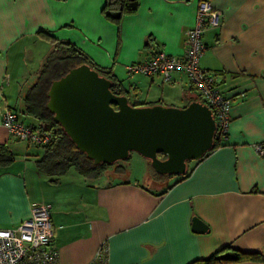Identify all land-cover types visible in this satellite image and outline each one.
<instances>
[{
  "label": "crops",
  "instance_id": "obj_1",
  "mask_svg": "<svg viewBox=\"0 0 264 264\" xmlns=\"http://www.w3.org/2000/svg\"><path fill=\"white\" fill-rule=\"evenodd\" d=\"M103 1L0 0V143L15 153L9 166H0V228L15 226L33 202L48 204L59 264H187L227 244L262 252L264 154L255 144H264V0H209L220 11L219 23L203 31L199 63L231 99L230 123L222 144L191 161L179 181L174 175L145 185L148 162L137 152L133 163L121 162L124 177H114L113 167L95 179L70 168L52 181L35 166L41 147L19 143L1 123L7 106L24 122L38 123L22 111L24 94L53 47L40 29L109 69L133 102L184 106L200 99L181 70L165 82L126 68L156 50L181 54L198 0H139L118 22L102 15ZM193 217L206 229L194 230Z\"/></svg>",
  "mask_w": 264,
  "mask_h": 264
},
{
  "label": "water",
  "instance_id": "obj_2",
  "mask_svg": "<svg viewBox=\"0 0 264 264\" xmlns=\"http://www.w3.org/2000/svg\"><path fill=\"white\" fill-rule=\"evenodd\" d=\"M111 84L83 62L53 79L47 91L46 107L54 121L95 164L124 160L135 151L156 172L179 176L213 148L216 122L203 101L132 104L126 94L114 93ZM192 226L206 229L197 217Z\"/></svg>",
  "mask_w": 264,
  "mask_h": 264
},
{
  "label": "built area",
  "instance_id": "obj_3",
  "mask_svg": "<svg viewBox=\"0 0 264 264\" xmlns=\"http://www.w3.org/2000/svg\"><path fill=\"white\" fill-rule=\"evenodd\" d=\"M219 16L220 11L213 8L209 0H198L195 21L186 32L181 54L156 50L148 59L130 62L126 68L131 73L160 75L165 82L172 78L175 71L185 72L201 101L212 110L216 122L215 138L222 143L228 133L231 99L217 86L214 74L199 63L205 49L202 33L207 27L217 25ZM5 79L8 81L7 76ZM1 123L17 140L41 145L51 137L50 131L24 122L8 106L2 111ZM255 148L259 154H264L263 143L255 144ZM53 237L50 206L44 202H33L29 214L15 226L0 228V264H59L58 252L52 246ZM105 250L101 247L98 255L103 256Z\"/></svg>",
  "mask_w": 264,
  "mask_h": 264
},
{
  "label": "trees",
  "instance_id": "obj_4",
  "mask_svg": "<svg viewBox=\"0 0 264 264\" xmlns=\"http://www.w3.org/2000/svg\"><path fill=\"white\" fill-rule=\"evenodd\" d=\"M138 5L139 0H104L101 6V13L106 19L118 22L125 13L134 11ZM38 33L53 41V47L41 65L35 81L27 88L24 94V109L22 111L24 114L32 116L37 120V124H31L33 127L51 132V137L45 144H35L42 149L40 156L35 159L37 170L49 176L52 181H58L60 176L65 174L70 168H74L87 179H95L99 177L106 172L109 167H113L116 173L123 172L125 166L119 162L120 160L113 163L100 162L95 164L84 152L76 148L75 144L64 132L60 124L54 121L52 113L46 107V101L48 99L47 91L53 79L63 75L70 67L85 62L111 80V90L114 93L126 94L129 102L132 104L141 103L131 101L127 94V90L122 85V81L116 78L109 69L93 66L87 56L75 47L73 43L67 40L57 39L53 34L46 30L40 29L38 30ZM220 144L222 143L214 137V146L211 150ZM211 150L206 152L202 158ZM129 158L130 155L121 161L126 162ZM14 160L15 153L7 144L0 143V166L7 167ZM147 162V175L152 181L154 180L158 183H162L165 178L173 176L171 174H161L156 172L151 167L149 160H147ZM189 171L190 168L188 166L186 172L183 175H179L176 181L185 178ZM170 186L171 184H167L163 187L161 192L165 191ZM242 260L264 261V250L262 252L242 251L227 244L214 251L209 256L194 259L187 264H216L218 262Z\"/></svg>",
  "mask_w": 264,
  "mask_h": 264
},
{
  "label": "rangeland",
  "instance_id": "obj_5",
  "mask_svg": "<svg viewBox=\"0 0 264 264\" xmlns=\"http://www.w3.org/2000/svg\"><path fill=\"white\" fill-rule=\"evenodd\" d=\"M18 141H19V143L23 144V141L22 140H18ZM25 142L26 141H24V144H26ZM29 146H31V148H34L35 145L34 144H31ZM133 152H135V151H133ZM133 152H131V156L129 158V159H131V161L133 160L132 158H135V156H137V154L136 153H133ZM119 162H123V161L120 160ZM133 162L134 161H132L131 163H133ZM110 168H112V167H109L108 169H110ZM124 176H126V173L123 171V172H117L114 177H124ZM150 180H151L150 178H147L146 180H144L143 183L149 187L151 185V183L153 182L152 180L151 181Z\"/></svg>",
  "mask_w": 264,
  "mask_h": 264
}]
</instances>
